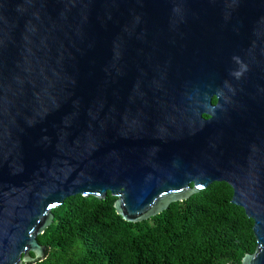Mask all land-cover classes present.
<instances>
[{"label": "water", "instance_id": "1", "mask_svg": "<svg viewBox=\"0 0 264 264\" xmlns=\"http://www.w3.org/2000/svg\"><path fill=\"white\" fill-rule=\"evenodd\" d=\"M214 181L264 264V0H0V264L67 197L137 222Z\"/></svg>", "mask_w": 264, "mask_h": 264}, {"label": "trees", "instance_id": "2", "mask_svg": "<svg viewBox=\"0 0 264 264\" xmlns=\"http://www.w3.org/2000/svg\"><path fill=\"white\" fill-rule=\"evenodd\" d=\"M232 193L214 181L137 222L116 213L110 192L67 197L37 236L45 257L29 264H239L256 239L253 220L231 202Z\"/></svg>", "mask_w": 264, "mask_h": 264}]
</instances>
